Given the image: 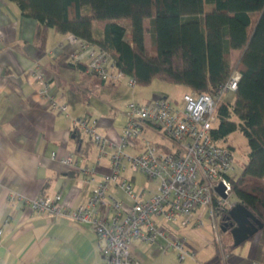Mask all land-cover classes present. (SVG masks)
<instances>
[{
    "label": "crops",
    "instance_id": "crops-1",
    "mask_svg": "<svg viewBox=\"0 0 264 264\" xmlns=\"http://www.w3.org/2000/svg\"><path fill=\"white\" fill-rule=\"evenodd\" d=\"M37 29L38 22L23 15L14 1L0 0V264H103L102 242L89 223L43 214L32 209L28 200L60 193L65 205L76 207L85 202L94 183L78 170L53 160L51 153H73L81 163L94 167L97 176L107 173L108 157L98 160L90 136L75 127L73 119L96 118L99 131L118 142L127 108L117 99L125 85L133 88V98L139 97V90L123 76L102 80L86 72V55L70 56L78 53V42L71 33L50 28L44 43H39ZM35 65L47 76L49 92L67 105V112L53 108L40 94ZM145 133L153 141L165 143L152 129ZM137 174H130L136 185ZM114 191L126 199L123 191ZM12 193L15 199L10 201ZM204 228L206 232L201 231ZM182 232L195 256L179 264H219L218 247L209 241L212 231L208 226ZM228 232L225 230L223 237ZM200 239L206 245L199 246ZM226 239L223 244L229 255L225 264H264V229L237 246L231 234Z\"/></svg>",
    "mask_w": 264,
    "mask_h": 264
},
{
    "label": "built area",
    "instance_id": "built-area-1",
    "mask_svg": "<svg viewBox=\"0 0 264 264\" xmlns=\"http://www.w3.org/2000/svg\"><path fill=\"white\" fill-rule=\"evenodd\" d=\"M74 38L78 53L70 56L76 59L79 53L85 54L86 72L102 80L118 78L106 52ZM33 73L40 94L48 98L53 108L67 112V105L49 92L48 78L38 65ZM238 78L239 72H232L215 94L185 92L179 104L163 96L130 101L118 142L99 131L96 118L75 117L74 126L90 136L98 160L108 157L109 171L97 176L95 168L81 163L75 154L61 156L52 152L53 160L78 170L94 183L92 194L76 207L65 205L60 193L37 195L28 200L29 205L43 214L89 223L102 242L103 264H146L134 253L136 240L157 245L164 253L175 251L176 260L181 263L194 258L195 250L189 248L188 237L180 228L196 232L205 226L212 231L209 241L218 247V263L225 264L229 251L223 244L221 218L236 202L232 184L235 157L226 143L212 138L210 129L216 121L219 98L235 91ZM129 85L135 86V80L130 78ZM147 129L156 132L165 143L150 139ZM128 147L136 151L131 152ZM136 173L144 175L148 182L155 181V189L136 185L130 175ZM218 185L222 186L221 191L216 189ZM114 188L123 191L126 199L119 197ZM14 199L15 194H10L9 200ZM206 243L197 241L199 246Z\"/></svg>",
    "mask_w": 264,
    "mask_h": 264
},
{
    "label": "trees",
    "instance_id": "trees-1",
    "mask_svg": "<svg viewBox=\"0 0 264 264\" xmlns=\"http://www.w3.org/2000/svg\"><path fill=\"white\" fill-rule=\"evenodd\" d=\"M11 1L38 22L39 43L50 28L71 33L106 52L118 78L138 85L157 79L215 94L236 67L233 98H219L210 133L233 150L228 135L239 129L245 136L247 159L232 178L234 197L264 223V0ZM227 215L221 220L229 229Z\"/></svg>",
    "mask_w": 264,
    "mask_h": 264
},
{
    "label": "rangeland",
    "instance_id": "rangeland-1",
    "mask_svg": "<svg viewBox=\"0 0 264 264\" xmlns=\"http://www.w3.org/2000/svg\"><path fill=\"white\" fill-rule=\"evenodd\" d=\"M147 21H148L147 19L144 20V24L146 26H147ZM145 44H146V49L149 52L150 39H149V34L147 32H145ZM238 55H239V50H233L231 53V61L234 66L238 58ZM232 71L233 72L237 71L236 67H234ZM120 76L125 77L126 81L131 78L127 75H120ZM127 86L128 85H125V89H124L125 91L123 90V93L121 94L119 99H117V103L121 107H125V108H127V104L131 100H136V99L142 101L150 100V98L153 97L155 94H158L159 96L167 95L173 103L177 102L179 104L183 93L188 91V87L183 84H176L172 82L160 81L154 79L148 85L135 84L134 88H136V90H139L138 91L139 97L133 98V96L131 95V91L133 88ZM189 92L192 91L189 90ZM221 98L231 100L233 98V92H228L224 94ZM227 140L230 144L234 146L235 163H234L233 174L234 176H236L241 172L242 165L247 159V152H248L247 140L239 129H236L232 133H230L227 137ZM137 181L139 186L147 185L150 186L151 189H155V181L147 182L145 176L142 174H137ZM182 230L186 232L188 229H181V231ZM201 231L206 232L207 230L204 228ZM230 234L231 233L228 232L227 235L223 237V241L225 240L226 242L227 240L226 238H228ZM133 245H134L133 246L134 253L140 259H142L146 264H157V263L179 264V262H177L175 257V251L173 250H169L164 253L157 245H147L137 240L134 241Z\"/></svg>",
    "mask_w": 264,
    "mask_h": 264
},
{
    "label": "water",
    "instance_id": "water-1",
    "mask_svg": "<svg viewBox=\"0 0 264 264\" xmlns=\"http://www.w3.org/2000/svg\"><path fill=\"white\" fill-rule=\"evenodd\" d=\"M216 187L217 190H222L221 185ZM227 218L232 221V226L229 228V231L233 238V245L235 246L241 244L264 227V223L256 218L242 203L237 201L229 209ZM222 229L224 231L227 230L225 226H222Z\"/></svg>",
    "mask_w": 264,
    "mask_h": 264
}]
</instances>
